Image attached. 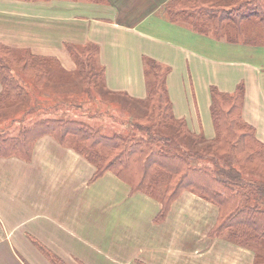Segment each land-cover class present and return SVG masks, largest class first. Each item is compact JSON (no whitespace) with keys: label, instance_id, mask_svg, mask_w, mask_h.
Here are the masks:
<instances>
[{"label":"crops","instance_id":"0c3cea01","mask_svg":"<svg viewBox=\"0 0 264 264\" xmlns=\"http://www.w3.org/2000/svg\"><path fill=\"white\" fill-rule=\"evenodd\" d=\"M171 1L0 0V45L51 60L59 77L49 74L48 85L76 69L70 45H94L106 88L135 100L148 95L144 59L153 60L168 70L173 116L206 140L215 136L209 87L233 93L241 85L243 121L264 144V41L201 34L170 19ZM36 102L30 113L59 107ZM63 142L42 135L27 159L0 158V257L5 242L17 257L52 264L27 244L33 237L64 264H252L250 250L209 236L217 216L210 202L183 191L160 217L157 199L131 191L111 172L89 182L95 167ZM88 215L104 218V234L95 224L87 230Z\"/></svg>","mask_w":264,"mask_h":264},{"label":"trees","instance_id":"16d2710c","mask_svg":"<svg viewBox=\"0 0 264 264\" xmlns=\"http://www.w3.org/2000/svg\"><path fill=\"white\" fill-rule=\"evenodd\" d=\"M167 9L172 21L181 19L201 34L210 33L233 43L256 45L264 41V0H172ZM67 49L80 79L101 93L102 109L113 105L125 113L133 134L109 135L79 120L43 117L32 120L14 136L2 131L0 158L27 159L42 135H50L59 143L69 139L73 149L95 167L89 182L111 172L131 191L157 199L160 217L183 191H189L217 208L209 236L250 250L252 264H264V144L257 139L255 128L243 121V86L233 93L209 87L215 136L206 140L192 134L185 120L173 116L165 88L168 70L153 60L144 59L148 95L135 100L109 91L102 67L99 72L92 71L96 46L70 45ZM51 66V60L0 45L3 125L23 121L30 114L26 108L31 101L30 88L41 91L47 86ZM42 250L52 264H64Z\"/></svg>","mask_w":264,"mask_h":264},{"label":"rangeland","instance_id":"374dc122","mask_svg":"<svg viewBox=\"0 0 264 264\" xmlns=\"http://www.w3.org/2000/svg\"><path fill=\"white\" fill-rule=\"evenodd\" d=\"M249 61L255 64L257 59L256 57H253V60ZM92 62V71L99 72L100 66L97 64L96 57L94 60L92 59ZM51 65L49 71L50 75L51 77L54 76L57 80L59 77L57 75L58 69L55 68L54 64ZM70 76L71 77L65 79V82H57L50 79L51 85L45 84L47 86L41 91L39 89L30 88V94L28 97L31 101L26 105L27 109L35 107L37 105L36 100H39L44 106H47V103L55 105L59 102V107L55 109V111L30 113L29 115L24 116L23 121L17 120L12 123H7L6 125H3V122H0V134L4 131L7 136H14L17 131L25 125L30 124L32 120L43 117L79 120L91 127L100 129L102 133L106 132L109 135L115 133L123 135L133 134L131 131V123H127V115L125 113L120 112L117 108H114L113 105H109L105 110L102 109L103 105L102 100L100 99L101 93L94 88L93 84H87L88 81L80 79L81 76L77 71V67L72 73H70ZM85 89L87 91H84ZM43 105H41V107ZM135 134H137V132H135ZM138 135L139 134L136 136ZM262 200V205L264 206V198ZM112 217L113 215H110L106 218L111 220ZM103 222L104 218L101 216L88 215L86 219V228L90 233H93L90 226L91 224H95V231L104 234ZM27 244L32 250H39L44 255L42 248L38 246L39 242L33 239V237H28ZM14 254L15 252L8 250L7 244L3 242V257H0V264H36V261L33 260L31 256L17 257ZM44 257L46 256L44 255Z\"/></svg>","mask_w":264,"mask_h":264}]
</instances>
